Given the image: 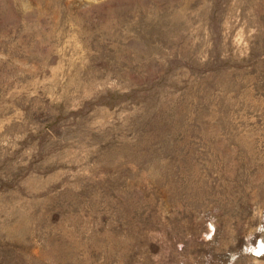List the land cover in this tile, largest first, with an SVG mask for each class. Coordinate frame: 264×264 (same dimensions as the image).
I'll return each instance as SVG.
<instances>
[{
    "label": "rangeland",
    "instance_id": "obj_1",
    "mask_svg": "<svg viewBox=\"0 0 264 264\" xmlns=\"http://www.w3.org/2000/svg\"><path fill=\"white\" fill-rule=\"evenodd\" d=\"M0 264H264V0H0Z\"/></svg>",
    "mask_w": 264,
    "mask_h": 264
}]
</instances>
